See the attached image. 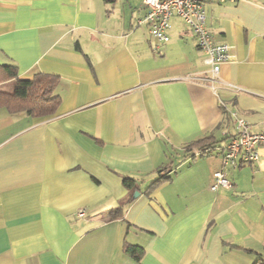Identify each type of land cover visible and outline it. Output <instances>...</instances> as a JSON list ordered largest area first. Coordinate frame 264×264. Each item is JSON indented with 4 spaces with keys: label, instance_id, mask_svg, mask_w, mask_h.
<instances>
[{
    "label": "crops",
    "instance_id": "0c3cea01",
    "mask_svg": "<svg viewBox=\"0 0 264 264\" xmlns=\"http://www.w3.org/2000/svg\"><path fill=\"white\" fill-rule=\"evenodd\" d=\"M205 7L231 46L215 89L184 21L159 42L137 24L142 0H0V67L17 74L0 69V91L40 74L59 100L42 117L0 105V264H252L263 252L264 146L237 166L221 156L230 112L264 132V0ZM221 168L231 187L213 191Z\"/></svg>",
    "mask_w": 264,
    "mask_h": 264
},
{
    "label": "built area",
    "instance_id": "2783aa9c",
    "mask_svg": "<svg viewBox=\"0 0 264 264\" xmlns=\"http://www.w3.org/2000/svg\"><path fill=\"white\" fill-rule=\"evenodd\" d=\"M233 2L235 0H142L145 13L137 19V24H147L152 38L159 42H167V30L170 19L179 16L195 37L198 48L204 53V62L210 67L208 83L215 89L220 66L231 60L227 43H218L214 34L206 26V2ZM235 89H237L235 87ZM234 120L236 133L225 146L221 161L222 166H237L240 162H254L260 157L258 148L264 146V132L251 130L250 122L235 112H230ZM221 168L213 173L210 189L230 188L231 182ZM84 210H79V214Z\"/></svg>",
    "mask_w": 264,
    "mask_h": 264
},
{
    "label": "trees",
    "instance_id": "16d2710c",
    "mask_svg": "<svg viewBox=\"0 0 264 264\" xmlns=\"http://www.w3.org/2000/svg\"><path fill=\"white\" fill-rule=\"evenodd\" d=\"M3 74L7 78L16 77V68L13 65H3L0 67ZM52 81L43 75L37 74L33 79L19 80L12 92L0 91V105H6L11 111L24 109L32 117L48 116L54 113L58 98L52 95ZM203 148V147H201ZM162 170L159 171V178L155 180L148 188L149 192L158 184L164 182L167 177L162 175ZM123 185L127 189L136 187V183L132 178H123ZM122 212V206L109 211L110 218H116ZM125 251L133 258L139 260L143 254L142 247L126 243ZM252 264H264V249L258 254Z\"/></svg>",
    "mask_w": 264,
    "mask_h": 264
}]
</instances>
